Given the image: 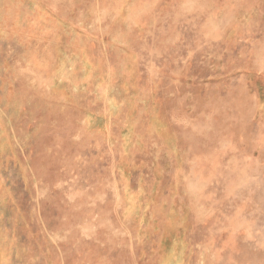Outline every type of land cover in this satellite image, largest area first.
<instances>
[{
	"label": "rangeland",
	"instance_id": "obj_1",
	"mask_svg": "<svg viewBox=\"0 0 264 264\" xmlns=\"http://www.w3.org/2000/svg\"><path fill=\"white\" fill-rule=\"evenodd\" d=\"M0 264H264V0H0Z\"/></svg>",
	"mask_w": 264,
	"mask_h": 264
}]
</instances>
